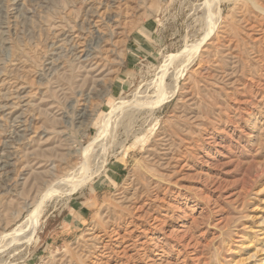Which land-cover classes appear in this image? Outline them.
<instances>
[{"label": "rangeland", "instance_id": "obj_1", "mask_svg": "<svg viewBox=\"0 0 264 264\" xmlns=\"http://www.w3.org/2000/svg\"><path fill=\"white\" fill-rule=\"evenodd\" d=\"M249 5L0 0V264H264Z\"/></svg>", "mask_w": 264, "mask_h": 264}, {"label": "bare ground", "instance_id": "obj_2", "mask_svg": "<svg viewBox=\"0 0 264 264\" xmlns=\"http://www.w3.org/2000/svg\"><path fill=\"white\" fill-rule=\"evenodd\" d=\"M227 1H229V0H227ZM232 1H236V0H232ZM248 3H250V5H252L253 6V8H256V9H258V10H260V11H263L264 12V9H262V8H260L258 5H256L253 1H251V0H246ZM249 5V6H250ZM44 199L45 198H42L41 200H40V204H42L43 202H44Z\"/></svg>", "mask_w": 264, "mask_h": 264}]
</instances>
